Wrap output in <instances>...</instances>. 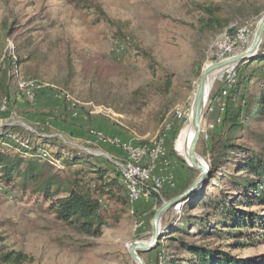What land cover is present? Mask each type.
<instances>
[{"label": "rangeland", "instance_id": "374dc122", "mask_svg": "<svg viewBox=\"0 0 264 264\" xmlns=\"http://www.w3.org/2000/svg\"><path fill=\"white\" fill-rule=\"evenodd\" d=\"M263 17L264 0H0V63L4 57L16 61L8 85L12 100L0 105V127L23 129L24 137L40 132L55 138L59 144L49 148L54 152L76 149L109 160V167H120L126 185L128 180L133 186L137 177L144 193L151 189L161 194L163 185H156L141 159L147 146L155 145L174 123L186 129L204 68L224 60L219 51L228 46L227 37L234 39L248 27L247 49ZM242 51L234 50L227 58ZM11 60H6L7 69ZM233 75L231 67L212 75L197 147L208 164V136L223 110L219 91ZM5 95L0 87V102ZM255 128H264V123ZM110 139L116 144L103 142ZM121 149L124 155L116 153ZM160 151L159 143L153 157ZM175 161L184 172L189 170L187 161ZM235 161L220 173L233 174L234 163H239ZM1 176L0 249L26 253V264H137L129 244L152 239L150 210L156 198L136 199L128 185L133 203L114 199L109 225L101 234H85L58 220L50 201L23 191L19 180L7 184ZM227 182L224 188L233 193ZM184 204L164 214L161 242L189 210ZM189 211L204 215L208 209ZM236 241L245 240L226 236L211 243L239 257L264 259V242L232 247ZM165 251L171 258L186 257ZM160 253L149 250L142 256L154 264Z\"/></svg>", "mask_w": 264, "mask_h": 264}, {"label": "trees", "instance_id": "16d2710c", "mask_svg": "<svg viewBox=\"0 0 264 264\" xmlns=\"http://www.w3.org/2000/svg\"><path fill=\"white\" fill-rule=\"evenodd\" d=\"M123 40L118 39L117 42ZM9 59L12 58L4 57L0 63V87L6 94L0 105L12 100L8 95V85L9 79L15 77L16 61L12 59L7 69L6 60ZM165 84V92L168 93L171 81ZM219 96L223 105L221 118L208 136L211 173L200 189L190 196H195V199L190 201L189 197L184 204V210L187 207L189 210L203 207L208 211L204 215H196L187 210L180 223L170 229L172 231L166 241L161 242L160 239L152 249H161L154 264H264L261 263L264 259L256 261L254 258L239 257L211 243L226 236L245 240L234 242L232 247L264 242V128L254 129L257 124L264 123V43L256 55L234 68L231 81L219 91ZM181 129V125L174 123L159 135L155 145L147 146V155L142 159L146 168L151 169L154 163L152 153L159 143L162 147L161 139L165 135L171 138L167 150L170 158L186 163L175 149ZM42 134L30 132L29 137H24L23 129L9 125L0 127L2 180L7 184L19 180L18 186L23 191H31L50 201L49 209L64 224L85 234H101V228L109 225L110 205L114 199L125 204L133 203L120 167L116 164L115 169L109 167V160L76 149L54 152L49 148L59 144V141ZM103 142L110 143L108 140ZM116 153L122 155V149ZM233 159L239 161L234 163L233 174L220 173L223 167H230L228 164ZM129 160L127 158L123 163ZM188 168L181 189H178L173 177L152 175L165 181L163 193L149 189L147 199L156 198V207L154 205L150 210L152 217L162 205V197L170 200L191 186L198 176L192 179L193 174L198 171ZM170 178L174 185L169 182ZM228 180L233 193L224 188ZM165 248L183 253L186 257L171 258ZM28 262L29 255L22 251L0 249V264Z\"/></svg>", "mask_w": 264, "mask_h": 264}, {"label": "water", "instance_id": "95a60500", "mask_svg": "<svg viewBox=\"0 0 264 264\" xmlns=\"http://www.w3.org/2000/svg\"><path fill=\"white\" fill-rule=\"evenodd\" d=\"M263 40L264 17L259 23L251 45L247 49L239 54L228 57L217 63L209 64L204 68L192 109L190 126L194 132V137L188 153L189 161L186 160L191 168L198 171V176L187 190L170 200L164 201L162 205L157 209L152 221L153 236L150 242L133 241L129 244V252L137 264H147L141 253L154 249L159 243L162 235V219L164 214L170 208L181 206L182 204H184L187 198H189L200 189V186L211 173L209 164L198 155L197 147L203 130V119L205 116V108L210 95V83L212 75L215 72L228 67L235 68L242 61H246L256 55L261 48Z\"/></svg>", "mask_w": 264, "mask_h": 264}, {"label": "crops", "instance_id": "0c3cea01", "mask_svg": "<svg viewBox=\"0 0 264 264\" xmlns=\"http://www.w3.org/2000/svg\"><path fill=\"white\" fill-rule=\"evenodd\" d=\"M170 142L171 138L169 135H165L161 139L162 150L157 156L154 157V163L150 169V172L152 175L157 174L165 177H173L177 181L178 189H181L185 183L186 172L183 171L182 167L178 164V162L175 161L174 158H170L168 155L167 150L169 149ZM151 199L149 198V201ZM147 201L148 199L143 202Z\"/></svg>", "mask_w": 264, "mask_h": 264}, {"label": "built area", "instance_id": "2783aa9c", "mask_svg": "<svg viewBox=\"0 0 264 264\" xmlns=\"http://www.w3.org/2000/svg\"><path fill=\"white\" fill-rule=\"evenodd\" d=\"M247 40H250V32H249L248 27L240 29L238 34H237V36L234 39H232L231 37H227L226 43H228V46L224 47V49H222V51L221 50L219 51L220 52L219 53V57H221L223 59L227 58V56L230 55L231 49H234L236 47H244V50H245L246 49ZM34 90L36 91L37 87ZM108 141L114 143L112 139H110ZM161 150H162V148H161ZM141 159H143V157ZM136 166H140V165L138 164ZM140 167L138 169H140ZM134 179L137 181L136 199L141 197L142 195H146L147 197H149V191L144 193L143 189H146L144 184L142 182H140L137 179V177L134 178ZM153 180L157 183L156 185H159V186H162L164 184V182H165L164 179H161L160 177L159 178H156V177L154 178L153 177ZM169 182L171 183V185H174V183L172 182L171 178H170Z\"/></svg>", "mask_w": 264, "mask_h": 264}, {"label": "bare ground", "instance_id": "6f19581e", "mask_svg": "<svg viewBox=\"0 0 264 264\" xmlns=\"http://www.w3.org/2000/svg\"><path fill=\"white\" fill-rule=\"evenodd\" d=\"M249 43V40H247V44ZM246 44V45H247ZM239 48H244V47H236L234 49H231L230 53L233 52L234 50H238ZM232 68V67H231ZM214 81V79H213ZM211 81V83L213 82ZM210 83V84H211ZM211 87V85H210ZM193 137H194V132L193 130L191 129V126L190 124L186 127V129L182 130L177 141H176V144H175V149L176 151L182 155L184 158H186V160L189 161L188 159V153H189V149H190V146H191V143H192V140H193ZM128 180L126 181L127 185H128V188L130 189V192L132 194V197H133V194L134 196H136L135 194V190H136V186H137V181L135 180L133 182V186L132 185H129L128 184ZM157 191V190H155Z\"/></svg>", "mask_w": 264, "mask_h": 264}]
</instances>
